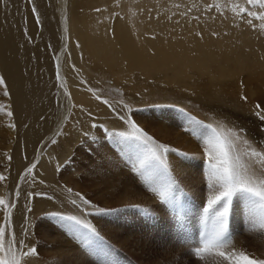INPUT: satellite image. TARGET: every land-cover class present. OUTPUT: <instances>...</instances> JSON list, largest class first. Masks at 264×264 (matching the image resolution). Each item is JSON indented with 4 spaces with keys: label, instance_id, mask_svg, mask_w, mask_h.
<instances>
[{
    "label": "rangeland",
    "instance_id": "374dc122",
    "mask_svg": "<svg viewBox=\"0 0 264 264\" xmlns=\"http://www.w3.org/2000/svg\"><path fill=\"white\" fill-rule=\"evenodd\" d=\"M191 1L182 11L173 9L166 14L161 30H157L160 31L159 36L166 34L164 39L173 40L181 36L186 38L188 29L193 28L191 24L196 21V24L206 27L208 36L218 37L219 33L215 31L219 29L224 31L222 37L227 38L233 36V28H241L246 33L242 34L240 30L237 35L245 36L248 33L250 38L255 36L257 41H264V27H261L264 21L253 19L257 25L254 29L246 23V19L252 18L246 14L242 18L240 14V8L260 13L264 12V6L249 5L247 0ZM157 17L151 12L148 15L149 19ZM193 18L196 19L193 21ZM163 42L167 43L166 40H159L157 45H153L156 49L155 46L161 43L158 52L157 49L152 50V46L148 49L149 61L146 59V66L141 70L143 72L138 71L137 67L131 73L132 78L130 76L128 83L123 84L129 86H122L115 81L114 75L104 70L86 77L89 83L92 82V88L99 90L96 94L103 100L127 106L128 115L149 136L188 153L189 158L169 153L166 157L169 170L162 174L154 172L147 164L140 166L143 148L120 145L123 149L117 150L118 145L107 137V133L95 127L92 136L82 138L72 147L57 171L59 183L63 185L57 187L61 189L49 188L51 185L42 186H47L46 189L54 194L59 206L44 210L33 218L31 234L25 237V242L29 247L37 248L38 256L27 258L26 264H35L36 259L37 264H224L213 256L199 260L189 252L190 248L199 246L198 241L204 231L200 209L206 203L208 192V157L204 151L208 145L189 129L200 127L195 121L213 125L234 141L240 153L235 152L240 155L242 163L247 160L245 157L250 148L264 152V123H258V126L255 122V118L260 120L256 115L258 111L264 115V81L258 76L251 78L246 69H237L235 76L228 74L220 81L210 83L208 75L212 74L202 71V62L212 52L204 54L202 46L195 50L191 37H187L186 44L180 49L194 50L190 53L191 57L182 55L174 59V47L169 49L171 53L168 50V55ZM176 42L173 41L178 44ZM178 76L182 78L174 80ZM215 76L217 78V74ZM7 103L4 88L0 86V104L8 111L11 108ZM257 105L260 107L257 108ZM229 129L237 133L239 139L233 137ZM258 165L264 173V165ZM32 181V177L28 176L26 182L21 183L26 185ZM172 181H175L173 198L178 197L176 212L165 200L159 199L164 185ZM154 188L157 191L153 192ZM77 193H82L92 204H83ZM73 200L77 203L73 204ZM130 205L148 208L152 214L146 215L141 209ZM234 207L242 208V205L234 202ZM98 209L114 211L102 213ZM53 212L76 217L80 223L47 215ZM259 222L258 213L250 219L243 210L232 217L229 229L233 240L226 250H243L251 258L264 259V254L253 250L260 246L264 253V230L260 229Z\"/></svg>",
    "mask_w": 264,
    "mask_h": 264
},
{
    "label": "bare ground",
    "instance_id": "6f19581e",
    "mask_svg": "<svg viewBox=\"0 0 264 264\" xmlns=\"http://www.w3.org/2000/svg\"><path fill=\"white\" fill-rule=\"evenodd\" d=\"M190 3L191 0H0V75L5 77L10 93L6 96L7 105L11 108L0 111V174L6 177L0 181V198L16 203L14 224L22 226L27 216L31 225L36 214L59 206L54 194L46 189L47 186H42L61 189L57 187L62 185L57 177V165L66 161L79 140L94 134L91 123L102 125L98 129L103 131L104 128L116 132L130 131L128 125L118 118L127 116L128 110L121 103L113 102L110 108L102 102L103 99L97 100L98 94L89 91L93 88L87 75L90 77L92 73L96 75L104 70L124 86L137 67L141 71L146 66L148 49L152 46V50H160L161 43L155 46L156 49L153 47L159 40L167 41L168 44L163 42V48H167L165 53L168 55L172 52L169 49L174 47L173 58L178 59L182 55L191 57L194 50L180 49L186 44L185 39L191 37L195 50L202 46L204 54L212 52L202 62L205 68L202 71L212 74L208 75L210 83L213 80L218 82L228 74L235 76L237 69H246L251 78L258 76L264 81V41H257L255 36L250 38L248 33L237 35L241 28H233V36L227 38L222 37L224 31L216 29L215 32L219 33L216 38L208 36L206 27L196 24V18H193L195 23L191 25L194 27L188 29L186 38L181 36L173 40L164 39L166 34L159 36L157 30H161L166 14L173 9L180 12ZM33 6L39 14L38 23ZM150 12L153 16L157 14V19H149ZM57 64L62 77L59 80ZM181 78L178 76L174 80ZM67 93L71 94L70 97ZM9 111L13 113L11 117L7 115ZM255 122L256 125L264 123L256 118ZM61 130L66 134L56 136L55 133ZM52 139L58 142L51 144ZM117 147V150L123 149L120 145ZM245 158L243 164L251 174L264 176L256 160ZM32 163H37L35 182L22 185L20 177ZM17 190L21 192L19 198L15 196ZM27 192L47 195L28 200L24 195ZM26 204L31 207V212L26 211ZM2 220L3 213L0 212ZM15 231L20 237L21 227H16ZM262 248L256 246L253 250L263 255Z\"/></svg>",
    "mask_w": 264,
    "mask_h": 264
},
{
    "label": "snow or ice",
    "instance_id": "6c2138e0",
    "mask_svg": "<svg viewBox=\"0 0 264 264\" xmlns=\"http://www.w3.org/2000/svg\"><path fill=\"white\" fill-rule=\"evenodd\" d=\"M247 3L249 5L260 4L264 6V0H247ZM32 10L36 13L34 6ZM97 11L100 10L97 9ZM240 14H242V18H245L243 14L252 18L246 19V23L254 29L257 25L253 23V19L264 21V12L257 13L256 11H249L247 8H240ZM36 20L38 23V13H36ZM261 27H264V25H261ZM57 79H62L59 72V64H57ZM0 86L4 88V95L9 96L10 93L7 91V83L3 75H0ZM89 91L95 94L99 90L89 89ZM67 95L70 97L71 94L67 93ZM95 98L97 100L102 99L100 95H96ZM242 98L247 99V97ZM102 102L108 107H112L108 100L104 99ZM4 107V105L0 104V111H3ZM259 107L257 105V108ZM129 111L131 110L129 109ZM7 115L11 117L13 113L9 111ZM88 115L91 116L92 114L89 112ZM256 115L261 121H264V115H261L259 111ZM118 118L128 125L130 131L116 132L104 128V132L107 133V137L114 144L126 145L128 147L135 146L138 149L143 148L144 156L140 161L141 167L147 164L154 172L162 174L169 170L170 165L166 160L169 153H176L181 157L189 158L188 153L181 152L179 149L171 148L167 144L154 140L144 129L137 125L131 116L120 115ZM195 123L200 127L189 130L194 131L197 134V138L208 145L204 149L208 157L206 166V186L208 192L206 203L200 209L201 218L204 223V231L201 233L200 240L198 241L199 246L190 248L189 252L202 261L206 260L209 256H213L219 258L224 264H264V259L251 258L243 250H226V246L233 240V234L229 229L230 219L238 215L241 210L245 211L250 219L258 213L260 217L259 227L261 230H264V176L257 177L250 173L249 168L242 163L240 155L236 154L234 141L227 134L217 131L211 124L204 125L202 121H195ZM12 126L14 127L15 125ZM91 127L103 126L91 123ZM228 131L233 137L239 139L237 133L232 129ZM65 134L62 130L55 133L56 136ZM84 135L87 136L88 133L85 132ZM57 142L56 139L51 140V144H56ZM246 155L261 165H264V152L250 148ZM10 159L11 157H9ZM36 168L37 163H32L29 167L25 168L20 180L26 182V177L31 176L33 182H35L34 169ZM59 168L60 166L57 165V170ZM5 179L6 177L0 174V181ZM174 184L175 181L165 184L164 189L160 191L159 199L165 200L172 206V211L176 212L178 197L173 198L172 195ZM68 191L71 192L72 189H68ZM152 191L155 192L157 189L154 188ZM24 195L28 200H31L34 196H46L47 194L27 192ZM76 195L83 204H92V201L86 199L82 194L77 193ZM15 196L19 198L21 192L17 190ZM234 202L242 205V208L234 207ZM72 203L76 204L77 201L73 200ZM16 207L15 202L10 203L8 199L0 198V212L3 213V220L0 221V264H26L27 258H35L38 256L37 248L35 246L29 247L24 242V237L31 234L29 231L31 225L28 222L27 216H25L22 226L16 225L13 222V209ZM24 207L27 212H31L32 209L29 205L26 204ZM129 207L141 209L146 215L152 214L148 208H142L140 205H130ZM98 211L103 213L114 210L98 209ZM47 215L57 217L61 220L80 223L76 217H65L57 212L48 213ZM16 227H21L22 229L20 237L16 235Z\"/></svg>",
    "mask_w": 264,
    "mask_h": 264
}]
</instances>
